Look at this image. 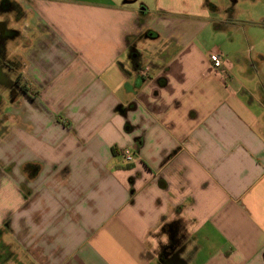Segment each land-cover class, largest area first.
<instances>
[{
    "label": "crops",
    "instance_id": "0c3cea01",
    "mask_svg": "<svg viewBox=\"0 0 264 264\" xmlns=\"http://www.w3.org/2000/svg\"><path fill=\"white\" fill-rule=\"evenodd\" d=\"M135 1L0 0L27 89L0 93V240L18 264H264V14L242 49L204 4Z\"/></svg>",
    "mask_w": 264,
    "mask_h": 264
},
{
    "label": "rangeland",
    "instance_id": "374dc122",
    "mask_svg": "<svg viewBox=\"0 0 264 264\" xmlns=\"http://www.w3.org/2000/svg\"><path fill=\"white\" fill-rule=\"evenodd\" d=\"M204 4L205 7L212 15L221 14L225 20L234 19V23L237 24V37L240 47L246 48L248 44L245 34L249 29H261L262 16L264 14V0H236L232 2L231 0H136L133 5L136 7H146L149 10V14L155 19L159 15L167 12H179L180 14H185L184 11L196 10L199 4ZM188 14V13H187ZM149 20V25L156 24V20ZM154 22V23H153ZM209 27H212L210 21ZM212 31V30H211ZM245 32V33H244ZM214 32H207L204 34V40L207 43L208 48H214V46H221V51L225 54H229L231 41L226 40V37L222 39H214ZM237 43V42H236ZM151 44L146 40L142 39L135 43V49L137 53L142 54L144 59L149 58L151 53ZM4 66L0 65V93L3 95L4 100L9 102L11 96L17 95L19 89L14 87L10 82L6 85L7 80L12 79V83L16 82L19 84L20 88H24L25 85L23 77H9V72ZM5 81V83H3ZM3 83V84H2ZM10 83V84H9ZM7 232L6 228L0 230V238L2 232ZM12 241V240H11ZM16 241L11 244H7L5 240H0V264H18V254Z\"/></svg>",
    "mask_w": 264,
    "mask_h": 264
},
{
    "label": "built area",
    "instance_id": "2783aa9c",
    "mask_svg": "<svg viewBox=\"0 0 264 264\" xmlns=\"http://www.w3.org/2000/svg\"><path fill=\"white\" fill-rule=\"evenodd\" d=\"M210 69L212 71H223L225 58L221 52L214 51L209 55ZM123 157L124 163L129 165L135 161V152L129 148L123 149L119 152Z\"/></svg>",
    "mask_w": 264,
    "mask_h": 264
},
{
    "label": "flooded vegetation",
    "instance_id": "af4514ba",
    "mask_svg": "<svg viewBox=\"0 0 264 264\" xmlns=\"http://www.w3.org/2000/svg\"><path fill=\"white\" fill-rule=\"evenodd\" d=\"M231 1H234V0H231ZM3 64H4V63H3L2 60L0 59V65L3 66ZM3 83H5V81H3ZM3 83H2V84H3ZM10 83H11L14 87L20 88L19 84H17L16 82H14V83L10 82ZM10 83H9V84H10ZM6 85H8V81H7ZM20 89L22 90V88H20ZM20 89H19V90H20Z\"/></svg>",
    "mask_w": 264,
    "mask_h": 264
},
{
    "label": "trees",
    "instance_id": "16d2710c",
    "mask_svg": "<svg viewBox=\"0 0 264 264\" xmlns=\"http://www.w3.org/2000/svg\"><path fill=\"white\" fill-rule=\"evenodd\" d=\"M23 91H24V92H26V91H27V89L23 88Z\"/></svg>",
    "mask_w": 264,
    "mask_h": 264
}]
</instances>
